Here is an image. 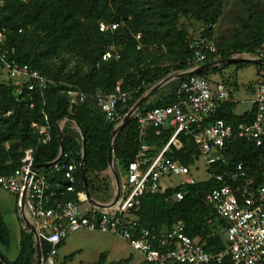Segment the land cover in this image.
I'll list each match as a JSON object with an SVG mask.
<instances>
[{"label": "trees", "instance_id": "trees-1", "mask_svg": "<svg viewBox=\"0 0 264 264\" xmlns=\"http://www.w3.org/2000/svg\"><path fill=\"white\" fill-rule=\"evenodd\" d=\"M225 0H0V30L4 38L0 42V67L5 62L15 60L18 64H28L37 70L45 80L42 88L37 81L33 90L22 85L23 93L16 96L18 84L0 81V174L15 170L24 150L33 148L36 164L51 163L58 155V127L60 121L67 120L61 130L63 149L76 164L75 174H80L81 140L72 121L80 124L85 139L84 172L90 194L95 193L104 201L111 190L109 177L100 174L108 167V148L110 133L114 123L106 121L97 100L92 93L101 88L105 93L115 91L120 81L123 92L131 98L119 104V112L124 116L136 101L152 86L171 73L188 68L191 56L189 35L179 28L178 18L193 16L205 28L201 36L213 40L214 53L206 63L219 58H228L244 53L252 54L264 40V0L247 4L236 15V26L225 38H215L213 28L223 14ZM116 24L100 30L99 24ZM137 34L140 38L137 39ZM141 44L142 48L137 49ZM110 47L119 53L118 59L102 60V55ZM160 50L159 58L168 64L151 66L156 57L153 52ZM6 51V53H4ZM4 54V59L1 55ZM75 62L67 67L70 59ZM247 62L236 65H247ZM226 64L215 66L195 73L210 81L209 75L221 70ZM259 68L258 77L264 83V65ZM185 76L177 78L172 91L156 99L153 105L147 100L137 112H145L158 106L173 104L176 101L175 88ZM168 84V85H169ZM69 91L77 93L72 100ZM80 94L87 96L79 102ZM232 100L216 110L213 119L221 118L236 126L240 122H250L255 109L237 116L233 112ZM46 118V119H45ZM49 126L50 140L39 142L38 128ZM160 132L156 134L157 130ZM171 136V131L156 126L146 130L144 143L163 148ZM139 148L136 117L117 133L113 143L115 161L123 168L133 159ZM166 155L180 160L191 168L200 152L190 136L179 135L169 145ZM222 159L206 166L208 178L189 186L180 201L168 199L172 190L164 194L148 195L141 200L139 209L134 213L139 230L148 229L160 234L177 222L185 225V233L199 243L207 252L224 248L223 236L228 222L219 217L208 203L209 193L220 187L223 182L216 179L221 174L224 181L232 172H243L244 176L236 184L247 178L254 185L264 184V146L236 135L227 138L221 151ZM240 166L241 169L237 170ZM50 167H45L49 169ZM227 175V176H226ZM77 190H83L77 185ZM18 209V207H17ZM18 253L9 264H37V250L31 231L20 219ZM10 242V231L0 213V246ZM62 244V243H61ZM59 244L58 247L61 245ZM49 252V245L41 242L43 258ZM70 257L60 264H67ZM0 264H2L0 262ZM96 264H129V259L107 262L106 254L99 256ZM225 264H231L226 262ZM260 264H264V258Z\"/></svg>", "mask_w": 264, "mask_h": 264}, {"label": "built area", "instance_id": "built-area-1", "mask_svg": "<svg viewBox=\"0 0 264 264\" xmlns=\"http://www.w3.org/2000/svg\"><path fill=\"white\" fill-rule=\"evenodd\" d=\"M109 27L114 29L116 24H99L102 31ZM3 38V31L0 30V42ZM136 38L139 39L140 35L137 34ZM189 47L191 56L187 60V69L206 63L208 56L215 51L213 40L206 36L193 39ZM141 48V44H138L137 49ZM241 55L264 60V40L252 54ZM3 57L4 54L1 55L2 60ZM119 57V53L110 47L102 55V60ZM5 68L11 74L22 76L27 90L34 89V80L40 87L45 86V80L28 64L20 65L11 60L5 62ZM15 93L21 96L23 88L19 86ZM92 96L97 100L106 121L114 125L123 117L118 105L127 103L131 98L129 92L121 90L120 81L116 83L113 93L107 94L101 88H96ZM175 97L173 104L135 113L139 148L127 167L123 168L125 178L120 179L118 199L109 207L91 203L84 189L77 190L79 183L83 187L81 177L80 174L76 176V164L65 151L46 166L49 169H45V166H36L35 150L27 148L15 170L0 174V190L16 196L18 210L20 199L24 197V206L39 239L40 249L42 241L49 245L46 257L42 256V264H60L62 260L57 257L58 245L82 229L120 236L150 264L261 263L264 258V184L254 185L252 178L245 179L243 184H236L244 176L243 172L226 175L232 185L224 181L223 175H216V179L223 184L213 189L207 198L217 215L228 222L222 250L207 252L199 243V238L192 239L185 233L182 222L173 224L160 234L142 229L135 235L138 223L134 213L145 196L172 190L167 198L180 201L186 189L198 181L190 167L166 155L169 145L179 135L193 139L206 166L223 160L221 151L225 140L234 135L256 146H264V83L259 77L253 96V119L236 126L221 118L213 119L216 110L232 100L223 82L213 84L199 75H185L176 85ZM86 98L85 94H80L78 101L84 102ZM150 126L171 131L167 144L157 152L143 140ZM38 132L41 135L39 142L45 144L50 140L49 126H39ZM159 132L160 129L156 134ZM240 169L238 166L237 170Z\"/></svg>", "mask_w": 264, "mask_h": 264}, {"label": "rangeland", "instance_id": "rangeland-1", "mask_svg": "<svg viewBox=\"0 0 264 264\" xmlns=\"http://www.w3.org/2000/svg\"><path fill=\"white\" fill-rule=\"evenodd\" d=\"M257 0H225L223 14L220 17L219 21L214 25L213 32L215 38H225L228 36L230 31L236 26V15L240 9H242L247 4L256 2ZM260 1V0H259ZM179 28H184L189 35V44L191 41L199 36H201L203 29L205 28L204 24L193 16L188 17H179L178 18ZM220 40V39H219ZM156 56L151 66L156 65H166L168 62L162 57L159 58L161 54L160 50H155L153 52ZM75 60L70 59L67 67H71L74 64ZM256 66L254 64H247L242 66L238 71H235V65L229 64L222 67L221 77L236 79L239 83L244 84L250 82L255 78ZM178 73V72H177ZM176 74L171 73L165 78ZM163 78V79H165ZM214 78H220V74L214 76ZM162 79V80H163ZM0 81L6 84H18L21 87L24 85V78L17 73H9L6 68L0 67ZM161 81V80H160ZM173 81V80H172ZM170 81V82H172ZM165 85L161 90L162 92H156L147 100L148 105H153L156 99L168 95L173 88V84ZM153 87V86H152ZM151 89V87L149 88ZM148 89V90H149ZM147 90V91H148ZM146 91V92H147ZM69 96L72 100H76L77 93L69 91ZM156 98V99H155ZM249 98V93L245 90H241L235 94V99L238 101L237 108L238 110L247 106V103H241L240 99ZM145 103V102H144ZM61 122V121H60ZM66 122V121H65ZM64 122V123H65ZM70 127H74L71 125ZM113 131V128L111 132ZM111 134V133H110ZM150 146V145H149ZM153 150L157 149L155 146H152ZM116 170L119 175L125 178L123 173V167L115 161ZM193 170L194 177L199 180H205L208 178V173L206 171V165L202 159H198L194 165L191 166ZM101 177H109L111 184V190L106 196L104 202H109L114 194V188L111 183L110 175L106 169L100 174ZM93 198L101 200V197L95 193L91 194ZM17 198L15 195L0 190V213L3 217L4 222L6 223L10 231V242L7 246H0L1 252L5 255L8 260L15 259L18 253V244H19V232H20V212L17 209ZM223 240H225V234H222ZM104 253L106 254V261L113 262L123 259H129V264H150L147 263L143 256L136 250H134L128 242L123 240L120 236L115 235L110 232H100V231H89V230H79L75 233L69 235L62 244L58 247L57 257L60 260L70 257L67 264H96L99 259V256Z\"/></svg>", "mask_w": 264, "mask_h": 264}, {"label": "water", "instance_id": "water-1", "mask_svg": "<svg viewBox=\"0 0 264 264\" xmlns=\"http://www.w3.org/2000/svg\"><path fill=\"white\" fill-rule=\"evenodd\" d=\"M242 62H249V63H256V64H261L264 65V60L263 59H258L254 56H231L228 58H220L218 60H215L213 62L210 63H205L202 64L200 66H198L197 68H193V69H186L184 71H180L172 76H169L168 78H165L161 81H159L157 84H155L151 89H149L147 92H145L137 101L136 103L130 108V110L122 117V119L116 123L113 126V131L110 134V139H109V148H108V167L107 170L109 172L110 175V179H111V183L113 185L114 188V194L113 197L111 198V200L109 202H102L100 200H97L95 198L92 197V195L89 193L88 191V187L86 184V179H85V172H84V160H85V139H84V132L82 127L80 126V124L76 121H72L74 124V128L75 130L79 133L80 136V140H81V158H82V162L80 164V177H81V181L83 184V189L85 190L88 199L90 200L91 203L99 206V207H109L113 204H115V202L118 199L119 196V184H120V179H119V175H118V171L116 170V166H115V159H114V155H113V143L114 140L116 138L117 133L128 123V121L135 115V113L139 110V108L141 107V105L155 92L157 91L161 86H163L164 84L175 80L177 78H180L182 76L185 75H189V74H195L197 72L206 70L208 68L217 66V65H223V64H233V63H242ZM70 120V119H64L59 123V127H58V141H59V151H58V155L57 158L60 157V155L63 153L64 149H63V141H62V127L64 125V122ZM50 163H45V164H37L36 166H48ZM19 212H20V217L23 221V223L25 224V226L31 231L32 235H33V239H34V243L36 246V250H37V264H42V255H41V249H40V242L39 239L37 238L35 229L29 219V215L25 209L24 206V197H22L20 199V205H19ZM0 262L2 264H9L8 261L6 260V258L4 257V255L0 252Z\"/></svg>", "mask_w": 264, "mask_h": 264}, {"label": "crops", "instance_id": "crops-1", "mask_svg": "<svg viewBox=\"0 0 264 264\" xmlns=\"http://www.w3.org/2000/svg\"><path fill=\"white\" fill-rule=\"evenodd\" d=\"M242 56L248 57V56H251V55H242ZM216 60H218V59H216ZM247 63L248 64H254L256 66V71H255V78H253V80H251L250 82H247V83H244V84L239 83L236 79H231L229 77L228 78L221 77L222 76L221 75L222 69L221 70H218L217 72L212 73V74L209 75L210 82H212L213 84L218 83V82L225 83V85L227 86V88H228V90L230 92V95H231V98H232V102L234 104L233 112L237 116H241V115H243L245 113H248V112H251L252 110L255 109V106H254V103H253V96H254V92H255V85H256V82H257V79H258V74L257 73H258L259 68L256 65V63H249V62H247ZM236 64L237 63H233V65H235V71H238L240 68H242V66H244V65L238 66ZM226 65H229V64H226ZM217 66H219V65H217ZM219 74H220V78H216L215 79L214 76L219 75ZM166 84H164L163 86H161L153 94H155L156 92H160L161 93L162 92L161 90L165 87ZM241 90H245L246 92H248L249 93V98H247V99H240L239 100L241 103H247V106L246 107H243L241 110L240 109L238 110V108H237L238 101L235 99V94L237 92L241 91ZM118 175H119V173H118ZM119 179H124V178L119 175ZM102 202H104V201H102Z\"/></svg>", "mask_w": 264, "mask_h": 264}]
</instances>
